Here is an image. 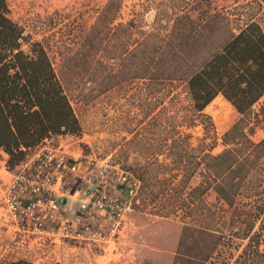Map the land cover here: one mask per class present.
Wrapping results in <instances>:
<instances>
[{
  "label": "trees",
  "instance_id": "1",
  "mask_svg": "<svg viewBox=\"0 0 264 264\" xmlns=\"http://www.w3.org/2000/svg\"><path fill=\"white\" fill-rule=\"evenodd\" d=\"M170 1L156 6L149 23L146 5L123 19V0H107L81 35L83 43L68 57L86 58L94 74L112 78V88L141 78L150 90H167V95L177 82L198 114L218 95L236 109L240 117L223 133L224 148L205 155L206 179L193 189L198 198L188 210L200 224L193 228L190 261L264 264V138H251L256 125L264 126V100L253 108L264 97V0H233L243 7L240 18L247 17L236 25L230 11L217 9L213 0ZM9 11L8 0H0V154L6 155L8 169H14L31 148L56 135L78 134L81 127L47 49L29 39ZM218 34L223 39L214 43ZM205 118L206 128H213L210 117ZM206 188L216 194L207 204L202 197ZM239 195L248 198L240 206ZM180 208L184 218L183 200ZM203 236L207 243L202 249ZM235 238L245 243L234 256ZM181 260L186 259L175 255L172 264ZM0 264L61 263L17 258Z\"/></svg>",
  "mask_w": 264,
  "mask_h": 264
},
{
  "label": "rangeland",
  "instance_id": "2",
  "mask_svg": "<svg viewBox=\"0 0 264 264\" xmlns=\"http://www.w3.org/2000/svg\"><path fill=\"white\" fill-rule=\"evenodd\" d=\"M106 2L8 0V5L10 17L24 28V34L47 49L80 123V133L56 135L49 142L60 144L72 153L87 155L91 165L119 164L141 178L140 201L126 225L125 240L112 242V249L110 246L103 253L74 241L38 243L18 232L1 197L14 172L8 169L6 155L1 152L0 261L26 258L38 263L61 264H172L175 255H182L186 260L178 264H192L190 257L195 253L196 236L193 228L200 224L194 219V211L188 210L195 207L198 198L193 189L206 179L205 155L224 148L223 133L240 114L221 95L200 114L194 112L185 87L177 82L169 86L167 95V90L155 87L150 90L141 78L112 88V78L94 74L86 58L75 61L68 57L72 49L83 43L81 35L90 29ZM162 2L173 1L123 0L122 18L146 5L144 17L150 23L156 6ZM213 3L219 10L230 11L233 25L247 18H240L238 12L243 7L236 6L233 0H213ZM221 34L214 38V43L222 41ZM23 47L26 49L28 44L24 43ZM262 100L264 97L254 105V110ZM205 116L210 117L213 128H206ZM251 138L254 141L264 138V126L256 125ZM199 159L201 163L197 164ZM215 195L211 188L202 193L206 204L214 201ZM181 200L187 206L184 218ZM247 201V197L239 195L236 205ZM183 226L187 228L184 230ZM200 242L201 248H205L207 238L201 237ZM235 243L238 246L232 248L234 256L245 240L235 238Z\"/></svg>",
  "mask_w": 264,
  "mask_h": 264
},
{
  "label": "built area",
  "instance_id": "3",
  "mask_svg": "<svg viewBox=\"0 0 264 264\" xmlns=\"http://www.w3.org/2000/svg\"><path fill=\"white\" fill-rule=\"evenodd\" d=\"M49 140L29 150L2 190L11 224L38 243L74 241L103 253L112 249V242L125 240L140 201V179L119 164L91 165L87 155Z\"/></svg>",
  "mask_w": 264,
  "mask_h": 264
},
{
  "label": "water",
  "instance_id": "4",
  "mask_svg": "<svg viewBox=\"0 0 264 264\" xmlns=\"http://www.w3.org/2000/svg\"><path fill=\"white\" fill-rule=\"evenodd\" d=\"M63 202H66V198H62L61 199ZM72 206H71V210H70V213H72L73 212V210H74V208H75V203L74 202H72V204H71Z\"/></svg>",
  "mask_w": 264,
  "mask_h": 264
},
{
  "label": "bare ground",
  "instance_id": "5",
  "mask_svg": "<svg viewBox=\"0 0 264 264\" xmlns=\"http://www.w3.org/2000/svg\"><path fill=\"white\" fill-rule=\"evenodd\" d=\"M224 102H225V101H224ZM223 120H225V119H223ZM223 120H222V121H223ZM220 123L222 124L223 122H220Z\"/></svg>",
  "mask_w": 264,
  "mask_h": 264
}]
</instances>
